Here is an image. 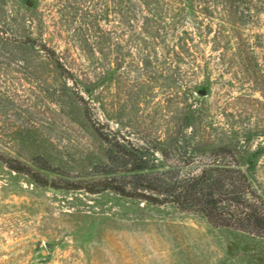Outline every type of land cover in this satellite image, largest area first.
I'll return each mask as SVG.
<instances>
[{
  "label": "rangeland",
  "instance_id": "374dc122",
  "mask_svg": "<svg viewBox=\"0 0 264 264\" xmlns=\"http://www.w3.org/2000/svg\"><path fill=\"white\" fill-rule=\"evenodd\" d=\"M26 1L0 0V154L61 188L0 160V264H264V238L198 213L63 189L97 179L102 132L158 160L155 147L179 144L171 161L237 142L264 198V0H194L195 16L179 25L184 60L171 40L133 41L110 0H78L67 17L63 0ZM98 31L109 38L102 51Z\"/></svg>",
  "mask_w": 264,
  "mask_h": 264
},
{
  "label": "trees",
  "instance_id": "16d2710c",
  "mask_svg": "<svg viewBox=\"0 0 264 264\" xmlns=\"http://www.w3.org/2000/svg\"><path fill=\"white\" fill-rule=\"evenodd\" d=\"M63 1L66 17L80 10L78 0ZM110 1L113 12L123 17L121 23L129 29L133 41L149 40L156 44L171 40L174 56L184 60V54L189 53L190 38L187 30H179V25L187 16H195L194 0H181L182 6H175V0ZM98 32L94 44L102 51L103 47L108 48L109 38L106 32ZM83 39L88 45V38L83 36ZM48 55L53 57L55 52L50 50ZM142 60L149 71V58L145 56ZM93 87L94 84L84 85V92L91 95ZM99 137L106 144V163L98 166L97 179L80 180L73 185L66 180L63 189H82L89 193L111 191L150 204L170 203L181 211L198 213L214 227L264 238V198L253 189L249 175L242 168L237 142L207 144L206 150H202L203 160L188 155L171 161L169 151L181 150L179 144L166 150L163 146L155 147L162 157L158 160L150 153V147L136 146L114 134L100 132ZM5 159L0 154V160L12 171L33 177L32 183L61 188L53 179L31 173L30 168L20 162ZM37 167L49 170L45 166Z\"/></svg>",
  "mask_w": 264,
  "mask_h": 264
},
{
  "label": "water",
  "instance_id": "95a60500",
  "mask_svg": "<svg viewBox=\"0 0 264 264\" xmlns=\"http://www.w3.org/2000/svg\"><path fill=\"white\" fill-rule=\"evenodd\" d=\"M26 4H27L28 6H31L32 2H31L30 0H27V1H26ZM199 93H200V94H203L204 91H203V90H200Z\"/></svg>",
  "mask_w": 264,
  "mask_h": 264
}]
</instances>
